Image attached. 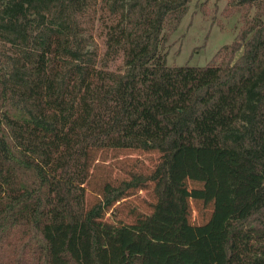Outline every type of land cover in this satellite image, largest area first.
<instances>
[{
  "label": "trees",
  "instance_id": "trees-1",
  "mask_svg": "<svg viewBox=\"0 0 264 264\" xmlns=\"http://www.w3.org/2000/svg\"><path fill=\"white\" fill-rule=\"evenodd\" d=\"M192 1L0 0V264H264V0L226 1L239 26L207 64L168 65ZM105 149L157 161L88 206ZM185 150L224 154L255 199L193 223ZM140 191L149 212L118 217Z\"/></svg>",
  "mask_w": 264,
  "mask_h": 264
},
{
  "label": "rangeland",
  "instance_id": "rangeland-1",
  "mask_svg": "<svg viewBox=\"0 0 264 264\" xmlns=\"http://www.w3.org/2000/svg\"><path fill=\"white\" fill-rule=\"evenodd\" d=\"M227 0H193L179 27L172 34L167 54L168 65L203 66L220 46L236 35L238 15L226 18L221 11ZM204 2L206 12L200 4ZM90 177L86 184V201L90 206L98 200L102 183H117L126 178L129 170L140 165L150 170L157 161L156 152L130 149H105L91 152ZM226 156L217 151L185 150L178 164L180 177L188 184L191 220L195 224L219 222L230 208L241 211L256 196L258 179L243 174L231 175ZM120 207L118 217L130 221L132 206L149 212L151 195L146 191L128 197ZM109 215V213H107Z\"/></svg>",
  "mask_w": 264,
  "mask_h": 264
}]
</instances>
